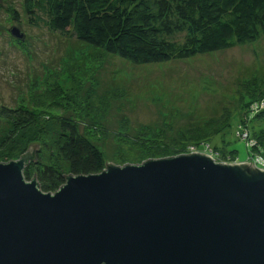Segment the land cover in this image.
<instances>
[{"label":"rangeland","instance_id":"1","mask_svg":"<svg viewBox=\"0 0 264 264\" xmlns=\"http://www.w3.org/2000/svg\"><path fill=\"white\" fill-rule=\"evenodd\" d=\"M144 1L153 8L157 0ZM263 82L264 32L251 44L135 65L34 27L22 0H0V108L73 120L106 166L192 152L215 164L247 162L251 152L235 134L248 137L245 123L264 130V112L246 122L250 108H264ZM221 123L226 129L214 135Z\"/></svg>","mask_w":264,"mask_h":264},{"label":"water","instance_id":"2","mask_svg":"<svg viewBox=\"0 0 264 264\" xmlns=\"http://www.w3.org/2000/svg\"><path fill=\"white\" fill-rule=\"evenodd\" d=\"M23 160L0 163V264H264V170L252 163L192 152L45 193Z\"/></svg>","mask_w":264,"mask_h":264},{"label":"trees","instance_id":"3","mask_svg":"<svg viewBox=\"0 0 264 264\" xmlns=\"http://www.w3.org/2000/svg\"><path fill=\"white\" fill-rule=\"evenodd\" d=\"M22 1L32 26H44L135 65L251 44L264 32V0H157L153 8L144 0ZM175 33H183V39L166 38ZM258 112L264 108L249 110L246 122ZM223 124L214 135L226 129ZM244 129L247 139L235 135L251 152L246 161L258 171L255 160L264 155V130H251L247 123ZM13 159H25L23 179L34 181L45 193L55 192L70 176L106 168L102 153L79 135L73 120L22 107L0 108V162Z\"/></svg>","mask_w":264,"mask_h":264},{"label":"built area","instance_id":"4","mask_svg":"<svg viewBox=\"0 0 264 264\" xmlns=\"http://www.w3.org/2000/svg\"><path fill=\"white\" fill-rule=\"evenodd\" d=\"M254 104L256 105V103H254ZM262 106H263V104H260V105L256 106L257 108L253 107V108H250V110L261 109ZM243 139H247L246 135H245V138H243ZM250 143L252 144L253 142L250 141ZM255 164H259L260 165V166H258V167H260V169L258 168L259 170H264V160H263L262 157H257L256 160H255ZM252 166L254 167L253 164H252Z\"/></svg>","mask_w":264,"mask_h":264}]
</instances>
